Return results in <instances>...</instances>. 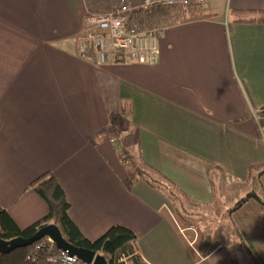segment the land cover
Instances as JSON below:
<instances>
[{"label": "crops", "instance_id": "1", "mask_svg": "<svg viewBox=\"0 0 264 264\" xmlns=\"http://www.w3.org/2000/svg\"><path fill=\"white\" fill-rule=\"evenodd\" d=\"M116 1L0 0V208L20 228L39 221L48 206L30 184L51 172L87 240L119 225L138 238L142 264H236L228 243L199 236L201 225L183 228L163 194L129 183L117 145L188 200L208 182L211 200L197 206L216 204L207 209L215 215L224 182L241 188L253 167L260 181L264 118L254 112L264 106V24L233 23L231 13L264 11V0H206L209 18L162 31L158 64L100 67L74 42L88 15ZM250 248L260 258L263 233Z\"/></svg>", "mask_w": 264, "mask_h": 264}, {"label": "trees", "instance_id": "2", "mask_svg": "<svg viewBox=\"0 0 264 264\" xmlns=\"http://www.w3.org/2000/svg\"><path fill=\"white\" fill-rule=\"evenodd\" d=\"M233 23H252L264 24V11H232ZM210 16L204 14L200 4L189 3L186 5H178L175 7L163 6L155 9L143 11L139 10L131 13L128 18V26L137 32L164 30L166 28L175 27L176 25L187 24V22L199 21V19H207ZM255 117L264 118V106L259 110H255ZM252 115L250 116V118ZM254 117V118H255ZM120 159L127 168V179L131 184L139 181L147 183L152 189L159 191L167 201L172 204L174 209V218L184 228L199 217L200 212L213 209L214 205L210 204L202 208L192 204L186 197L185 193L176 187L175 183L164 173L148 163L131 157L123 150L119 152ZM256 170L257 175L254 171ZM258 168L254 167L249 170V176L243 186L254 185L260 173ZM211 182V177L209 178ZM30 187L38 194L48 206L47 214L39 221L28 225L26 228H20L13 219L7 214L5 209L0 208V239L8 241L21 237L28 239L40 228L49 225H55L60 230L62 238L70 245L96 252L97 255L104 256L109 264H142L137 256L138 238L127 227L113 225L100 238L95 241L87 240L79 229L74 225L68 215L70 205L66 195L62 190L55 176L50 173L40 175L31 182ZM214 199V196H213ZM261 201L255 192H250L243 197L242 200L235 203L229 213L239 209L245 202L249 200ZM214 199V203H215ZM219 205V204H217ZM219 209V207H218ZM45 239H41L37 243L27 247L20 248L6 255L0 254V264H60L51 261L58 254L56 246L44 244ZM39 246V249L37 248ZM33 256L30 263L27 258ZM119 259H125L124 263L118 262ZM82 264V263H81Z\"/></svg>", "mask_w": 264, "mask_h": 264}, {"label": "built area", "instance_id": "3", "mask_svg": "<svg viewBox=\"0 0 264 264\" xmlns=\"http://www.w3.org/2000/svg\"><path fill=\"white\" fill-rule=\"evenodd\" d=\"M189 3L206 4V0H120L113 3L103 14H90L84 19V27L75 38V48L79 55H91L100 67L116 64L135 63L153 67L159 62V42L163 30L137 32L128 26L131 13L151 10L158 7L186 5ZM110 142H115L114 138ZM44 244L55 245L49 238ZM56 246V245H55ZM39 249V246H37ZM57 248V247H56ZM57 255L51 261L60 264H81V261L69 253L57 249ZM33 260V256L27 261ZM118 262L124 263L125 259Z\"/></svg>", "mask_w": 264, "mask_h": 264}, {"label": "rangeland", "instance_id": "4", "mask_svg": "<svg viewBox=\"0 0 264 264\" xmlns=\"http://www.w3.org/2000/svg\"><path fill=\"white\" fill-rule=\"evenodd\" d=\"M201 8L204 13H208L207 12L208 9L206 8V6H202ZM119 144L117 145V147L121 154L122 149H125L126 145H124L123 143H121L120 145ZM120 162L125 167L122 160H120ZM254 173L255 175H257L256 170L254 171ZM261 178L262 179L260 181H258V178H257L254 185H248L246 187L242 185V187L237 190H232V186H229L226 184V182H224V186L227 188L225 189L227 194L222 193L221 191V194L215 197L216 199L215 203L218 202L219 204L220 203L222 204V206H220L221 209L220 211H218V214L215 215L208 210L200 213V216H201L200 218L203 217L202 219H205V221H207V222L203 221L207 223V231L202 229L203 227H205V225H203L202 219H198V220L196 219V221L192 222L193 226L196 224L203 226L200 228V233L198 234L199 236L210 235V237L212 238V241L213 242L216 241L217 245L218 244L220 245L222 242H225V244L228 243V247H230L231 249L230 258H232V260H235V258H237L238 262H236V264H264V253L260 254V258H257V259H255L250 254L251 243L254 242L256 239H259L261 233L264 234V228L254 227L255 222L259 223L261 220L264 221V205L259 204L258 202L254 200H250L248 201L250 204L248 206H251V207H244L243 211L240 212L239 214H234L233 212H231L232 214H229V211L234 206V204L242 200L243 197H246V194L252 191L255 192L257 196L260 197L262 202L264 203V175ZM206 185L208 186V182L207 184L203 186L199 184V185H196L195 187L200 191L201 194L206 195L204 194L207 188ZM188 193L191 196L189 200H191V202L194 205L195 204L197 205L199 203L207 204L211 200L210 195H206V197L203 195H199L194 199L193 198L194 196L190 192ZM210 222H213V223H210ZM220 222H222L224 226H228L229 231H225V232L220 231V232L214 233L212 230L213 225L216 223L219 224ZM176 223L178 222L176 221ZM209 223H210V226H208ZM238 226H240L242 230L239 231ZM230 231H231V234H230ZM246 249H248L247 252H246Z\"/></svg>", "mask_w": 264, "mask_h": 264}, {"label": "water", "instance_id": "5", "mask_svg": "<svg viewBox=\"0 0 264 264\" xmlns=\"http://www.w3.org/2000/svg\"><path fill=\"white\" fill-rule=\"evenodd\" d=\"M43 238H49L52 242L55 243L58 250L62 252H67L71 256L76 257L81 261L82 264H109L104 256L97 255L96 252L91 250L76 248L70 245L67 241H64L60 230L57 229L55 225L45 226L40 228V231L24 239L17 237V239H12L8 241H3L0 239V254L6 255L12 251H15L20 248H27Z\"/></svg>", "mask_w": 264, "mask_h": 264}]
</instances>
